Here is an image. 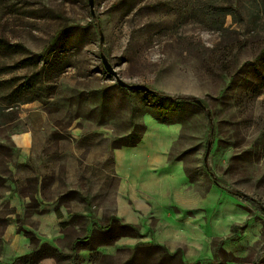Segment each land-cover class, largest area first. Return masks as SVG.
<instances>
[{"label": "rangeland", "instance_id": "rangeland-1", "mask_svg": "<svg viewBox=\"0 0 264 264\" xmlns=\"http://www.w3.org/2000/svg\"><path fill=\"white\" fill-rule=\"evenodd\" d=\"M32 100L50 112V149L66 154L62 193L84 186L97 206L104 193V215L114 149L149 116L180 121L176 151L205 195L217 181L263 220L253 263L264 264V0H0V140L29 127ZM74 126L92 135L91 167L74 161ZM3 144L0 173L13 179L19 151Z\"/></svg>", "mask_w": 264, "mask_h": 264}, {"label": "crops", "instance_id": "crops-1", "mask_svg": "<svg viewBox=\"0 0 264 264\" xmlns=\"http://www.w3.org/2000/svg\"><path fill=\"white\" fill-rule=\"evenodd\" d=\"M36 101L22 102L30 105L29 127L0 140V146L7 140L8 148L18 149L16 167L22 170L13 179L0 173V264L256 262L263 220L219 183H211L205 195L196 179L200 168H188L176 151L180 121L149 116L137 143L114 149L117 185L111 214L104 215V193L100 206L84 186L62 193L65 175L59 169L66 154L50 149L51 115ZM74 130V154L80 153L74 161L91 167L92 135Z\"/></svg>", "mask_w": 264, "mask_h": 264}, {"label": "water", "instance_id": "water-1", "mask_svg": "<svg viewBox=\"0 0 264 264\" xmlns=\"http://www.w3.org/2000/svg\"><path fill=\"white\" fill-rule=\"evenodd\" d=\"M102 60H103V64L105 66V69L112 74L113 76H115L117 82L119 85L123 86V87H131L133 85L127 83L126 81H124L118 74L117 70L115 69V67L111 64V62L109 61L108 57L105 54H102ZM200 104H202V102L200 100H197ZM209 153V149L207 154Z\"/></svg>", "mask_w": 264, "mask_h": 264}, {"label": "trees", "instance_id": "trees-1", "mask_svg": "<svg viewBox=\"0 0 264 264\" xmlns=\"http://www.w3.org/2000/svg\"><path fill=\"white\" fill-rule=\"evenodd\" d=\"M232 6V5H231ZM229 13V11H227V12H217L216 13V15H217V17H216V19H214V21L212 22L213 23V26L215 25V26H217V27H220V28H222L223 27V25H224V23H225V18H226V16H227V14ZM33 101V100H32ZM24 102H29V101H24ZM23 102V103H24ZM31 102V101H30ZM143 134V133H142ZM142 134L138 137V139L137 140H135V141H133V142H129V143H124V144H121L120 146H124V145H133V144H135V143H137L139 140H140V138L142 137ZM119 146V147H120ZM216 183H218L217 181H216Z\"/></svg>", "mask_w": 264, "mask_h": 264}]
</instances>
